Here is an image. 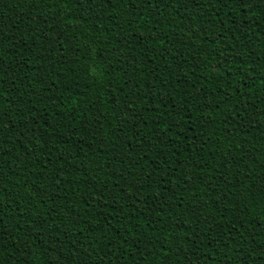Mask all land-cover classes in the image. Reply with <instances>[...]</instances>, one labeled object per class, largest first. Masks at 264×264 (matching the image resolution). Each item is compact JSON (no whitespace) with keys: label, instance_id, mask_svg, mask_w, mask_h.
Listing matches in <instances>:
<instances>
[{"label":"trees","instance_id":"16d2710c","mask_svg":"<svg viewBox=\"0 0 264 264\" xmlns=\"http://www.w3.org/2000/svg\"><path fill=\"white\" fill-rule=\"evenodd\" d=\"M0 264H264V0H0Z\"/></svg>","mask_w":264,"mask_h":264}]
</instances>
